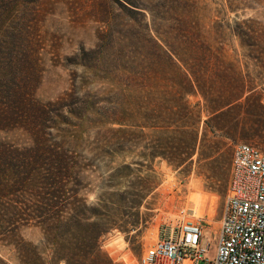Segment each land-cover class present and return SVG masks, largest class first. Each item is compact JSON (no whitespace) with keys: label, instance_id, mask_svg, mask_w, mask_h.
Returning a JSON list of instances; mask_svg holds the SVG:
<instances>
[{"label":"rangeland","instance_id":"1","mask_svg":"<svg viewBox=\"0 0 264 264\" xmlns=\"http://www.w3.org/2000/svg\"><path fill=\"white\" fill-rule=\"evenodd\" d=\"M139 1L155 10L156 24L162 30L176 22L159 18L167 16L168 8L180 9L200 30L203 40L231 63L237 90L243 89L248 99L234 110L236 121L226 122L229 138L199 125L195 149L188 157L189 135L176 137L160 124L118 126L106 117L96 122L95 107L106 111L113 104L125 107L127 101L135 105L138 99L151 101L156 111L171 105L170 88L160 85L152 91L131 93L119 85L112 88L105 74L92 69L94 61L89 56H78L80 49L94 47L108 16L119 20L117 11L103 0H0L1 20L5 18L2 11L13 7L14 12H29L28 20L40 28L39 84L34 96L47 105L43 134L79 158L87 177L80 196L86 198L87 206L98 207L96 197L104 186L119 188L120 198L99 207L101 214L114 213L115 228L101 239V249L111 264H140L164 225L177 220L201 223L211 255L224 211L234 146L247 143L264 154V39L258 38L261 33L264 36V0ZM246 19L252 20L247 30L252 38L231 34L229 26ZM198 100L189 97L192 104ZM0 140L18 148L29 144L22 130L0 132ZM193 195L206 198L202 217L187 211ZM4 234L0 231V257L6 264H14L13 248L2 241ZM19 236L31 247L42 238L34 226L23 227Z\"/></svg>","mask_w":264,"mask_h":264},{"label":"trees","instance_id":"2","mask_svg":"<svg viewBox=\"0 0 264 264\" xmlns=\"http://www.w3.org/2000/svg\"><path fill=\"white\" fill-rule=\"evenodd\" d=\"M103 1L117 11L119 20L108 16L94 47L80 49L78 56H89L92 69L105 74L112 88L119 85L127 93L152 91L160 85L170 88L171 105L156 111L151 101L138 99L135 105L127 101L125 107L113 104L106 111L95 107L94 120L106 117L118 126L132 123L147 128L160 124L176 137L189 135L188 157L195 149L199 125L229 138L226 122L236 121L234 110L248 99H242L243 89L237 90L231 63L203 40L180 9L168 8L167 16L159 18L176 22L162 30L155 10L144 2ZM2 13L0 132L22 130L29 139L21 148L0 140V231L6 233L2 241L12 246L14 264H111L101 239L115 228L114 213L101 214L99 207L120 198L119 188L104 186L96 197L98 207L86 205V198L80 196L86 170L79 158L43 134L47 105L34 96L39 84L40 28L28 20L25 10L6 7ZM251 22L234 21L231 34L252 38L247 32ZM258 38L264 39L263 34ZM189 97L199 100L192 104ZM28 226L40 230L42 238L35 247L19 236L20 229ZM0 264H6L1 257Z\"/></svg>","mask_w":264,"mask_h":264},{"label":"built area","instance_id":"3","mask_svg":"<svg viewBox=\"0 0 264 264\" xmlns=\"http://www.w3.org/2000/svg\"><path fill=\"white\" fill-rule=\"evenodd\" d=\"M200 222L171 221L140 264H264V154L239 143L231 157L225 206L210 255Z\"/></svg>","mask_w":264,"mask_h":264},{"label":"bare ground","instance_id":"4","mask_svg":"<svg viewBox=\"0 0 264 264\" xmlns=\"http://www.w3.org/2000/svg\"><path fill=\"white\" fill-rule=\"evenodd\" d=\"M205 207L206 198L204 196L193 195L188 202L187 211L193 215L195 214L199 217H202L205 212ZM212 211L213 209L211 208L209 212L211 213Z\"/></svg>","mask_w":264,"mask_h":264},{"label":"crops","instance_id":"5","mask_svg":"<svg viewBox=\"0 0 264 264\" xmlns=\"http://www.w3.org/2000/svg\"><path fill=\"white\" fill-rule=\"evenodd\" d=\"M245 94H247V93H245ZM244 98H245V95H244V97L242 99H244Z\"/></svg>","mask_w":264,"mask_h":264}]
</instances>
